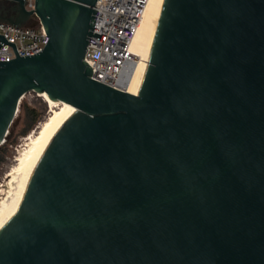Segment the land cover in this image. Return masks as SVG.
I'll list each match as a JSON object with an SVG mask.
<instances>
[{
    "label": "water",
    "instance_id": "water-1",
    "mask_svg": "<svg viewBox=\"0 0 264 264\" xmlns=\"http://www.w3.org/2000/svg\"><path fill=\"white\" fill-rule=\"evenodd\" d=\"M97 0H36L49 42L0 34V147L28 93L78 112L53 138L0 264H264V0H163L137 94L92 78ZM32 24L31 26H35Z\"/></svg>",
    "mask_w": 264,
    "mask_h": 264
},
{
    "label": "built area",
    "instance_id": "built-area-1",
    "mask_svg": "<svg viewBox=\"0 0 264 264\" xmlns=\"http://www.w3.org/2000/svg\"><path fill=\"white\" fill-rule=\"evenodd\" d=\"M19 0H0V34L15 43L20 57L42 52L49 42L44 26L34 14L29 24L14 26L1 20L11 4ZM149 0H97L94 6L92 34L85 54V61L92 69V78L121 91H127L140 57L131 50L132 41L145 6ZM27 11L36 9V0H23ZM29 21V22H30ZM17 57L13 46L4 44L0 48V61Z\"/></svg>",
    "mask_w": 264,
    "mask_h": 264
},
{
    "label": "bare ground",
    "instance_id": "bare-ground-1",
    "mask_svg": "<svg viewBox=\"0 0 264 264\" xmlns=\"http://www.w3.org/2000/svg\"><path fill=\"white\" fill-rule=\"evenodd\" d=\"M163 0H149L145 6L137 33L132 41V52L140 57L130 80L127 92L137 94L145 75L155 31ZM49 105L51 115L43 122L39 131L29 136L28 144L22 149L17 158V165L8 173V180L0 193V230L6 222L17 212L32 174L56 134L61 130L78 110L67 103L50 100L47 94H40Z\"/></svg>",
    "mask_w": 264,
    "mask_h": 264
},
{
    "label": "rangeland",
    "instance_id": "rangeland-1",
    "mask_svg": "<svg viewBox=\"0 0 264 264\" xmlns=\"http://www.w3.org/2000/svg\"><path fill=\"white\" fill-rule=\"evenodd\" d=\"M21 104H26L28 107L35 108L40 114H42V120L26 135L22 134L28 123V116L23 109H19L14 125L11 127V137L9 141L11 144L7 146L6 161L0 164V191L5 189L3 185L8 180V173L11 169L17 165V158L22 149H25L28 144V138L30 135L37 133L45 120L51 115L49 105L43 100V98L37 93H28L22 99ZM20 104V105H21ZM46 104V109L43 110L42 106ZM2 193V192H1ZM0 193V199L4 196ZM3 196V197H2Z\"/></svg>",
    "mask_w": 264,
    "mask_h": 264
},
{
    "label": "trees",
    "instance_id": "trees-1",
    "mask_svg": "<svg viewBox=\"0 0 264 264\" xmlns=\"http://www.w3.org/2000/svg\"><path fill=\"white\" fill-rule=\"evenodd\" d=\"M43 110L46 109V104H43L42 106ZM23 109L27 116H28V123L25 127V129L22 131L23 135H26L29 133L34 127L42 120V114L38 112L37 109L28 107L26 104L20 105V110ZM11 144V142L8 140L5 144H3L0 147V164L6 161V155H7V146Z\"/></svg>",
    "mask_w": 264,
    "mask_h": 264
},
{
    "label": "flooded vegetation",
    "instance_id": "flooded-vegetation-1",
    "mask_svg": "<svg viewBox=\"0 0 264 264\" xmlns=\"http://www.w3.org/2000/svg\"><path fill=\"white\" fill-rule=\"evenodd\" d=\"M8 13L3 17L4 19H11V18H17L18 17V9L15 4H11L8 7ZM33 21L28 22L29 25H31Z\"/></svg>",
    "mask_w": 264,
    "mask_h": 264
}]
</instances>
